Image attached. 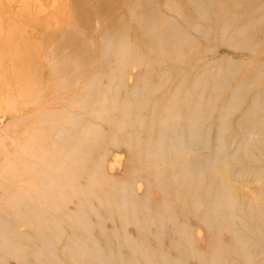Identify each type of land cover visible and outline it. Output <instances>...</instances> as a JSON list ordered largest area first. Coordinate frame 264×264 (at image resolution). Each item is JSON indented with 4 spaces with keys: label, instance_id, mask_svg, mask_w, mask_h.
<instances>
[{
    "label": "bare ground",
    "instance_id": "obj_1",
    "mask_svg": "<svg viewBox=\"0 0 264 264\" xmlns=\"http://www.w3.org/2000/svg\"><path fill=\"white\" fill-rule=\"evenodd\" d=\"M71 1L72 24L43 29L38 51L0 30V110L11 116L0 118V263L12 254L34 264H185L189 255L197 264H227L219 258L230 246L217 238L201 252L178 222L203 209L208 225L231 227L230 188L194 193L207 175L225 181L216 165L229 157L228 129L245 128L248 151L260 150L264 161L262 85L235 120L239 99L264 79V61L245 65L219 53L262 50L264 0H248L251 11L229 0ZM8 83L18 104L1 95ZM18 109L31 112L17 116ZM212 126L220 144L196 163L192 147L210 144ZM121 146L127 174L109 178L106 154ZM18 225L27 232L17 233ZM68 228L73 237L60 246ZM100 236L112 250L95 243Z\"/></svg>",
    "mask_w": 264,
    "mask_h": 264
},
{
    "label": "rangeland",
    "instance_id": "obj_2",
    "mask_svg": "<svg viewBox=\"0 0 264 264\" xmlns=\"http://www.w3.org/2000/svg\"><path fill=\"white\" fill-rule=\"evenodd\" d=\"M221 2H223V0H217V3ZM227 3L231 5V8L242 3V7L250 11L253 10L252 7L254 6L250 5L248 0H229ZM87 11H89L90 16H93V7H89ZM73 14L74 7L71 0H0V30H2L7 37L10 32H12L13 35L15 34L17 36V41L13 39L14 44L18 42V39H21L19 45L22 49H34L38 51L40 50L39 39H43V29L51 27L60 29L62 26L72 24ZM90 16H88V18H90ZM95 22L96 20L94 19V23ZM88 36L90 37V34ZM261 49L262 50L258 51H248L222 47L219 49V53L228 58L231 57V59L239 61L240 63H245L246 65V62L254 60L257 62L264 61V44ZM2 51L6 54L9 50ZM261 62L258 64V67L262 65ZM44 67L46 68L45 65ZM258 80L259 81H256L254 85V92L246 94L239 99L243 104L235 114V120H239L249 113V106L253 102V95L261 91V87L264 88V79L258 78ZM236 83L237 81L235 80L233 84L235 85ZM6 88L5 92L1 95L13 97L16 104H18L20 97L18 98L19 95L17 91L14 90V86L8 83ZM261 92L264 93V91ZM0 111V118L8 123L11 119L8 112L9 110L3 107V110ZM30 112L29 110L25 111L26 115ZM25 113L21 112V109H18L15 115L21 116ZM4 123L0 122V127L3 128L6 124ZM216 126H212L211 128L210 144L206 146L200 144L197 147H192L196 150L192 153L191 159L196 163H201L203 165L209 158H213V154L217 150L221 140L217 133ZM245 130V128H230L223 136L227 146L230 147V153L229 157L223 163L217 164L216 167H218L217 169L222 173L221 181L223 179H225V181H215L214 179L216 178L207 175L203 178L205 181L203 183L204 186L200 187L199 191L196 190L194 192L205 197L206 191H204V188L208 185H216L218 187L221 183L222 186L230 188V195L234 201L230 214L232 220L231 227L215 229L212 224L208 225V223L201 218V216L204 217V212H202L203 209H201L202 214L200 213L196 216L190 214L187 220L186 218H180L178 223H180L179 226L181 230L188 234L190 238L188 243L193 244L194 248L201 250V252L207 250L209 252L210 246L218 238L219 242L221 241V245L224 247L230 246V250L220 256V261H225L227 264H264V161L260 159V150L252 148L251 152L248 151L246 147L248 144L246 143L247 132H245ZM22 132L26 133V131ZM185 132L189 133L188 130H185ZM260 145L264 147V142ZM15 146L18 147V144H15ZM128 157V148L126 146L110 148L105 157L107 176L109 178H124L127 174ZM144 189L145 184L141 181L135 186V190L138 193L140 192L139 194H143ZM156 193L159 194L160 192L157 190ZM107 225L113 226L111 222H108ZM60 227L64 230L68 226ZM116 227H119V225ZM16 228L17 233L21 231V234L26 233L28 229L27 226L24 225L15 226V230ZM129 229H132V231L135 230V232ZM75 232H77V230ZM127 233L136 236L138 234L137 226L128 224ZM67 237H73V232L69 228L65 235L62 236L60 246L64 245ZM95 243L104 249L112 250V247L104 237H96ZM238 246L240 247V252L236 253L235 249ZM243 250L247 254H250L249 257H243L245 255ZM121 252H123L122 255L125 254L127 257L132 254L128 249ZM3 258L5 261L0 264L35 263V260L32 258L27 260L28 263H25L23 260L20 262L15 259L12 254H8ZM61 258L64 263L69 261L65 255L61 256ZM139 261L143 262L142 260ZM152 261L157 262L155 258L152 259ZM197 262L198 261L193 259L190 255L185 260V264H197Z\"/></svg>",
    "mask_w": 264,
    "mask_h": 264
}]
</instances>
